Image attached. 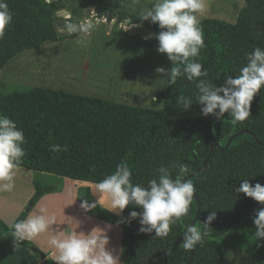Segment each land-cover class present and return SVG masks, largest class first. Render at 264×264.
Wrapping results in <instances>:
<instances>
[{
    "label": "trees",
    "instance_id": "trees-1",
    "mask_svg": "<svg viewBox=\"0 0 264 264\" xmlns=\"http://www.w3.org/2000/svg\"><path fill=\"white\" fill-rule=\"evenodd\" d=\"M6 2L13 13V21L6 27L4 39L0 40V67L24 50L78 34L68 33L65 20L58 14L67 9L63 0ZM98 9L102 14L112 12L121 22H141L136 16L114 12L109 7ZM82 16V12L72 11L68 23L79 24ZM142 24L156 33L160 31L155 24ZM200 27L205 47L195 61L207 70L208 76L204 79L223 84L226 75L240 74L248 53L256 47L264 49V0H245L233 24L203 19ZM117 28L114 26L113 31L130 41L158 47L157 40L130 36ZM196 95L194 83L184 77L178 78L176 83L168 84L166 93L156 96L152 102L156 107L164 100V111H157L32 88L27 92L0 95V114L12 119L24 133L25 142L21 147L25 156L19 167L94 184L114 173L121 161H125L132 171V182L143 187L158 177L161 166L169 167L175 178L179 168L172 166L186 164L189 175L202 165L214 141L224 148L232 135L242 131L253 133L257 140L244 134L235 138L226 151L214 149L205 168L189 179L195 186L196 199L189 213L171 226L167 237H157L154 231L140 232L139 217L128 220L129 212L142 211L135 205H129L119 217L98 206L93 211L96 218L122 227L123 264H187L193 250H184L183 234L196 216L198 200L200 213L194 226L201 227L211 211H216V217L206 229L203 244L195 249L190 264H226L216 239L264 207L236 192L241 180L245 179L252 185L259 182L264 186V88L254 96L249 118L236 125L232 124L228 114L223 120L203 116ZM181 96L192 101L188 110L178 103ZM52 144L66 147L67 151L52 153L49 151ZM51 192V188H42L36 182L34 203ZM26 216L27 212H23L16 222ZM0 230L14 243L12 227L1 219ZM20 246L36 255L41 254L27 240L21 241ZM44 262L55 264L50 258Z\"/></svg>",
    "mask_w": 264,
    "mask_h": 264
},
{
    "label": "clouds",
    "instance_id": "clouds-1",
    "mask_svg": "<svg viewBox=\"0 0 264 264\" xmlns=\"http://www.w3.org/2000/svg\"><path fill=\"white\" fill-rule=\"evenodd\" d=\"M205 5L203 0H156L150 7L139 12V20L158 26L156 35L157 52L166 54L172 66L169 69L158 67L155 71L167 78L169 85L184 77L195 84L196 101L201 106V114L211 115L216 120H223L225 114L236 125L250 116V106L254 96L264 88V49L256 47L246 55L247 63L237 76L226 75L224 83L217 85L204 79L208 76L203 65L195 61L200 50L205 47L204 33L200 27V16ZM13 21V13L6 0H0V40L5 37V29ZM96 27L95 20L82 24H68V33L89 35ZM155 99V98H153ZM178 103L188 110L192 106L189 98L181 96ZM25 142L24 133L16 123L7 116L0 115V191L10 192L15 186L14 177L25 151L21 145ZM49 151L59 153L67 151L59 144L49 146ZM179 168V174L173 178L169 167L161 166L158 177L148 182L147 187L132 182V171L125 161H121L114 173L107 175L96 183L97 193L108 200L107 211L117 215L129 205H135L142 211L129 212L128 220L139 217V231L152 233L157 237H167L171 226L177 224L190 210L196 189L191 180L185 177L189 173L186 164L173 165ZM237 193L264 205V186L259 182L250 184L248 179L241 180ZM87 209L95 204H82ZM216 211H211L201 227L186 226L183 234V248L193 250L202 245L206 229L215 219ZM54 218L46 214L45 209L24 220L12 224V237L15 247L21 241L31 240L49 230ZM256 227L254 236L264 240V207L256 211L253 218ZM50 244L56 249L55 264H119V255L106 249L108 238L95 233L83 234L69 232L61 237L53 236ZM123 252V249L120 250Z\"/></svg>",
    "mask_w": 264,
    "mask_h": 264
},
{
    "label": "crops",
    "instance_id": "crops-1",
    "mask_svg": "<svg viewBox=\"0 0 264 264\" xmlns=\"http://www.w3.org/2000/svg\"><path fill=\"white\" fill-rule=\"evenodd\" d=\"M63 1L67 7L65 10L69 14L72 11L83 13L81 22L85 19L87 8L98 9L103 6L111 8L114 12H123L139 18L140 10L133 3L137 0H104L103 3L97 4L90 0L87 2L77 0L78 3L81 2L77 3V7L72 0ZM170 64L171 61L168 60L167 55L158 53L156 48L130 42L106 29L92 31L89 35L78 33L58 42L46 41L37 48L24 50L0 67V80L7 84L26 83V85L34 86L33 88L164 111V100L156 107L152 106L155 100L153 98L166 93L168 87L167 78H162L155 69L158 67L169 69ZM23 169L25 168L18 167L16 170L15 186L12 191H0V219L9 227L16 222L30 198L35 194L31 188L28 195L25 192L21 195V183L25 184L27 171L33 172ZM68 180L75 182V180ZM71 183L70 185L73 186V182ZM76 183L78 185L74 188H70V185L68 187L72 194L78 186L82 187L80 183L90 182ZM73 197L74 195H71L70 205L60 192L54 195L47 193L36 201L32 209L27 211L26 218L45 209L46 214L54 218V223L50 225L48 231L27 241L31 242L46 258L55 262L57 251L50 244L53 236L61 237L69 232L86 235L95 233L108 238L106 249L118 254L119 264H123V254L120 252L123 238L122 227L99 218L95 220L96 218L94 219L84 210H78L76 215ZM53 205L55 209L52 211L50 208ZM100 206L105 207L101 203ZM112 215L119 217L122 214L113 213ZM44 261L39 255L22 246L15 247V244L0 231V264H44Z\"/></svg>",
    "mask_w": 264,
    "mask_h": 264
},
{
    "label": "rangeland",
    "instance_id": "rangeland-1",
    "mask_svg": "<svg viewBox=\"0 0 264 264\" xmlns=\"http://www.w3.org/2000/svg\"><path fill=\"white\" fill-rule=\"evenodd\" d=\"M87 1L88 0H86V2ZM90 1L97 4V3H103L102 1L104 0H90ZM155 2L156 0H137L134 1L133 3H135V5H137V9L141 11L145 7H150ZM72 3H74V6L77 7L78 4H80L81 2L78 3L77 0L75 1L72 0ZM203 3L205 5V8L203 15L200 16V21L203 19H216L233 24L236 21L239 11L244 6L245 0H203ZM139 23L141 22L130 24V22L126 20L122 22L121 25L122 29L120 28L117 29L119 31L123 30L125 32H129L130 28H132V25H138ZM144 26L145 25L140 24V26H137V28L142 29V27ZM113 28L114 27L110 28L109 26L106 25H97L92 31H105L106 29H109L114 34L120 36L121 38L126 39L120 33H117V31L114 32ZM130 42H135V41H130ZM33 87L34 86L26 85V83L19 85L7 84V83H3L0 80V95H7L14 92H27ZM28 172L29 171H27L25 184L21 183V188H20L21 195L23 192H25L26 195H28L31 188L35 191L34 185L37 182L41 185L42 188L53 187L51 188L52 189L51 193L53 195L58 194L60 192V194H62L65 197L68 205H70L69 201L72 199L70 198L71 195H74L73 201H74V209L76 211V215L78 210L80 211L84 210L85 213L87 212L90 213L92 217L95 219L96 217L93 215V211L96 206L102 209H106L105 207H108L107 198L102 194L97 193L94 184L80 183L82 184V187L78 186L76 190H73L74 192L72 194V192L68 190V187L70 184H72L71 182H73V186L70 185V188L71 187L74 188V186L78 185V183H76L78 181L74 182L62 177H57L45 173L40 174V173H33V172L28 173ZM32 201H33V197L30 198V200L22 210L21 214L23 212H27V210L31 208V207L29 208V206ZM100 203L105 207H101ZM82 204H95L96 206L94 208L87 209L83 207ZM54 209H55L54 205L51 206L50 210L53 211ZM110 213L113 214V212ZM255 213L250 214L240 223L235 225L225 235L216 239L221 246L226 264H264V240H257L256 237L254 236V232L256 231V227L253 224V218L255 216ZM95 220H99V219L96 218ZM44 264H46V262H44Z\"/></svg>",
    "mask_w": 264,
    "mask_h": 264
},
{
    "label": "water",
    "instance_id": "water-1",
    "mask_svg": "<svg viewBox=\"0 0 264 264\" xmlns=\"http://www.w3.org/2000/svg\"><path fill=\"white\" fill-rule=\"evenodd\" d=\"M90 12L101 13L99 9H97V8H93V7H89V8H87V10L85 11V17H87V16L89 15ZM58 14H59L60 16L70 15L69 12H68L67 10H61V11L58 12ZM104 15H106V17H107V19H108L109 21L115 18V15H114L112 12H111V13H108V14H104ZM118 23H121V20H118ZM140 24H141V23H139L138 25H132V28H133V29L130 28V31H129L128 33H129L131 36H132V35H140V37L143 38V39H145V40H156V35H157L158 33H156L155 31H151V30H149L148 27H146V26L142 27V29H138L137 26H140ZM244 134H250V135H252V136L256 139V136H255L253 133H251V132H249V131H242V132H239V133H237V134L232 135V136L228 139V141H227V143H226V145H225L224 148H222V147H221L216 141H214V142L212 143V145H211L210 152H209L208 156L205 158V160L203 161L202 165H201L197 170H195V171L192 172L191 174L187 175L185 178H186L187 180H189V179L195 177L196 175H198V174H199V173L205 168V166L207 165L209 159L212 157V155H213V153H214V149L217 148V149H219V150L226 151V150L230 147L232 141H233L235 138H237V137H239V136H241V135H244ZM256 140H257V139H256ZM194 199H196V196H195V195H194ZM196 202H197V205H198V211H197L196 216L194 217V220H193V222H192V225H193V226L196 224L197 219H198V216H199V213H200V203H199L198 200H197ZM33 204H34V201L31 202L29 208L32 207ZM28 210H29V209H28ZM28 210H27V211H28ZM197 246H198V245H197ZM197 246L193 249L192 254H191V257H190L189 261L187 262V264H190V263H191L192 258H193V253H194L195 249L197 248ZM39 257H40V259H42V260H45V258H46V256H45L44 254H42V253L39 254Z\"/></svg>",
    "mask_w": 264,
    "mask_h": 264
},
{
    "label": "built area",
    "instance_id": "built-area-1",
    "mask_svg": "<svg viewBox=\"0 0 264 264\" xmlns=\"http://www.w3.org/2000/svg\"><path fill=\"white\" fill-rule=\"evenodd\" d=\"M52 0H46L47 3H49ZM63 19L65 20V24L68 25V21L70 20V15H66V16H62ZM88 20H95L96 21V26L97 25H106L109 26L110 28L116 26L120 29H122V22L118 23V19L115 17L112 20H108L106 15L102 14V13H96V12H90L89 15L87 17H85L84 21L79 23L82 24Z\"/></svg>",
    "mask_w": 264,
    "mask_h": 264
}]
</instances>
